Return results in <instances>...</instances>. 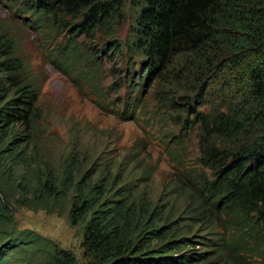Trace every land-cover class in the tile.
Here are the masks:
<instances>
[{"label":"rangeland","instance_id":"1","mask_svg":"<svg viewBox=\"0 0 264 264\" xmlns=\"http://www.w3.org/2000/svg\"><path fill=\"white\" fill-rule=\"evenodd\" d=\"M33 1L0 0V106L20 94L17 80L31 82L38 97L33 127L11 124L0 149V257L8 264H49L46 250L57 249L76 264H93L83 246L90 217L77 220L73 211L83 200L97 204L94 210H145L144 218L151 215L168 239L228 240L220 226L208 229L206 204L198 217L191 212V187L197 175L209 172L202 116L195 112L224 111L234 100L229 90L237 89L239 79L229 78L228 61L235 48L203 32L196 49L174 56L146 84L141 113L129 117L125 111L136 95L130 81L134 76L137 92L148 60L139 29L145 0H91L106 3L107 11L89 33L77 32L84 50L76 64L63 56L81 16L63 9L58 31L44 34L21 23L30 16L19 8ZM95 55L100 63L92 66ZM19 62L24 68L11 75L6 66ZM26 235L36 236L40 246L14 249L10 241L20 243ZM249 242L222 244L206 256L218 261L192 264H264V254L245 250L255 247Z\"/></svg>","mask_w":264,"mask_h":264},{"label":"trees","instance_id":"2","mask_svg":"<svg viewBox=\"0 0 264 264\" xmlns=\"http://www.w3.org/2000/svg\"><path fill=\"white\" fill-rule=\"evenodd\" d=\"M68 8L78 13L81 20L75 24L77 29L68 39L69 49L63 57L76 64L84 50L79 46L77 32L87 34L99 24L107 11L106 3L92 5L91 0H34L19 11L25 17L30 16L24 18L22 24L49 35L58 31L61 22L57 16ZM139 29L145 34L148 60L137 78L143 82V89L139 87L136 92L138 84L134 76L130 81L135 84L136 95L131 111H125L129 117H138L137 111L141 113L144 107L141 94L146 84L158 79L174 56L196 49L203 32L210 33L208 35L213 40L222 39L223 43L235 48L228 61L229 78L232 81L239 79L236 89L239 91L235 88L229 90L231 95L228 96L234 100L224 111L210 115L195 112V118L202 116V152L209 172L197 175L191 187L196 201L191 204V212L198 217L206 204L208 229L220 226L229 238L216 243L201 235L171 236L168 239L164 229L154 226L151 215L146 222L145 210L142 213L114 207L111 211L94 210L97 204L83 200L81 205L76 203L73 211L77 220L90 217L83 242L87 258L93 264H192L211 258L218 261V257L206 256L218 252L222 244L237 246L244 238L255 244L253 249L245 248L246 251L263 255L264 0H145ZM73 30L74 26L69 29ZM98 59L99 55L91 58L92 66L100 63ZM23 68V62L6 66L11 75ZM15 85L20 94L0 106V149L11 124H26L32 128L37 114L38 97L34 85L24 80H17ZM185 120L189 122L187 117ZM209 140L213 141L211 147ZM231 142L238 143L231 146ZM174 143L180 147L182 140ZM27 236L22 237L24 240L20 238V243L12 239L14 249L25 245L40 246L36 236ZM196 243L203 245L205 252L197 251ZM46 251L51 254L49 264H76L66 251ZM9 262L0 257V264Z\"/></svg>","mask_w":264,"mask_h":264}]
</instances>
